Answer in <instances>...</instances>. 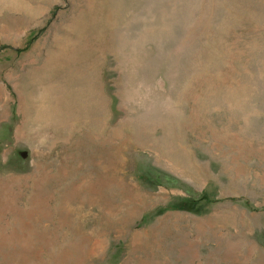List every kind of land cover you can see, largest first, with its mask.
I'll use <instances>...</instances> for the list:
<instances>
[{"label":"rangeland","instance_id":"rangeland-1","mask_svg":"<svg viewBox=\"0 0 264 264\" xmlns=\"http://www.w3.org/2000/svg\"><path fill=\"white\" fill-rule=\"evenodd\" d=\"M0 264H264V0H0Z\"/></svg>","mask_w":264,"mask_h":264}]
</instances>
